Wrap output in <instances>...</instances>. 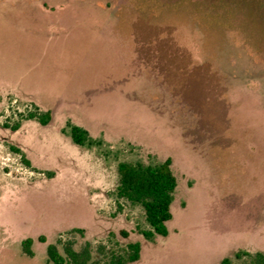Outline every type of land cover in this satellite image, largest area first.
Masks as SVG:
<instances>
[{
    "label": "rangeland",
    "instance_id": "1",
    "mask_svg": "<svg viewBox=\"0 0 264 264\" xmlns=\"http://www.w3.org/2000/svg\"><path fill=\"white\" fill-rule=\"evenodd\" d=\"M168 158L169 233L147 240L118 163ZM68 241L100 264L129 242L126 264L264 251V0H0V264H54Z\"/></svg>",
    "mask_w": 264,
    "mask_h": 264
},
{
    "label": "trees",
    "instance_id": "2",
    "mask_svg": "<svg viewBox=\"0 0 264 264\" xmlns=\"http://www.w3.org/2000/svg\"><path fill=\"white\" fill-rule=\"evenodd\" d=\"M25 119H36L42 125L49 124L52 119V113L47 110L40 112L38 110L31 111L26 114ZM21 125L18 121L11 126L13 130H17ZM6 127H10L5 124ZM70 136L78 145H92L89 132L81 126L69 124ZM11 149L17 153H22L20 148L11 146ZM23 160L27 164L29 161L21 154ZM170 158L159 164H144L141 162L120 161L118 163L119 182L116 188L117 198L123 199L130 204H139L144 208L145 218L149 225L148 229H139L140 233L147 240H153L157 235L167 236L169 229L167 222L171 220L173 214L171 205L174 199V192L178 185V179L174 174ZM119 209H122L121 204ZM80 231H82L80 229ZM124 236L128 233L121 232ZM41 241H45L41 237ZM33 239L28 237L22 241V247L26 254L33 256L31 249ZM60 243V241H59ZM63 251H60L57 243H49L47 245V255L49 261L54 264H100L98 261H91V246L86 243L80 250L73 247L71 241L64 242ZM141 244L140 242H129L125 250V254L117 255L115 252L109 256V259L103 264H126L128 262L137 261L140 258ZM249 257L250 264H264V251L255 253L237 252L236 256L242 255ZM223 264H231L230 259L224 258Z\"/></svg>",
    "mask_w": 264,
    "mask_h": 264
},
{
    "label": "crops",
    "instance_id": "3",
    "mask_svg": "<svg viewBox=\"0 0 264 264\" xmlns=\"http://www.w3.org/2000/svg\"><path fill=\"white\" fill-rule=\"evenodd\" d=\"M172 206V205H171Z\"/></svg>",
    "mask_w": 264,
    "mask_h": 264
}]
</instances>
